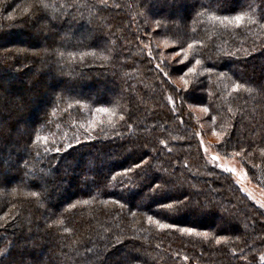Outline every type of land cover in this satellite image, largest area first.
I'll return each instance as SVG.
<instances>
[{
  "label": "trees",
  "instance_id": "trees-1",
  "mask_svg": "<svg viewBox=\"0 0 264 264\" xmlns=\"http://www.w3.org/2000/svg\"><path fill=\"white\" fill-rule=\"evenodd\" d=\"M192 107L264 188V0H0V264H264Z\"/></svg>",
  "mask_w": 264,
  "mask_h": 264
},
{
  "label": "rangeland",
  "instance_id": "rangeland-1",
  "mask_svg": "<svg viewBox=\"0 0 264 264\" xmlns=\"http://www.w3.org/2000/svg\"><path fill=\"white\" fill-rule=\"evenodd\" d=\"M160 42L161 41L159 40H154V43L158 47H162V44ZM173 44L174 43H164L165 46L162 49L165 50L166 48H170L174 46ZM163 50H161L163 53L162 56L164 55L168 59L177 58V52H173L170 55H167ZM175 81L177 84H179L178 79H176ZM190 109L195 117V121L198 123V126L200 127V130L202 132V148L207 160L223 172L230 174L240 191L257 206L264 210V188L251 181L245 167L238 157L220 155L213 148L212 143L217 140V137L216 134L210 129L209 123L206 121L205 115L203 114L204 112L194 107Z\"/></svg>",
  "mask_w": 264,
  "mask_h": 264
},
{
  "label": "snow or ice",
  "instance_id": "snow-or-ice-1",
  "mask_svg": "<svg viewBox=\"0 0 264 264\" xmlns=\"http://www.w3.org/2000/svg\"><path fill=\"white\" fill-rule=\"evenodd\" d=\"M241 18L239 16L236 17L237 22H239ZM189 71H192V69H189ZM101 111H107V109H100ZM220 135H223V133H221ZM135 167L139 168L140 165H136ZM131 169H129L130 171ZM33 195H35V193H33ZM161 228H167V227H171L170 225H165V224H161L160 225ZM187 231H191V229H188Z\"/></svg>",
  "mask_w": 264,
  "mask_h": 264
}]
</instances>
